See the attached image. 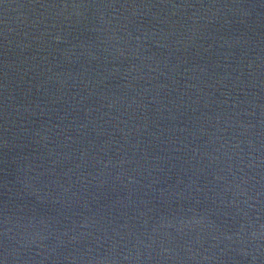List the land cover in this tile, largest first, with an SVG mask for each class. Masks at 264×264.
Instances as JSON below:
<instances>
[{"label":"water","instance_id":"water-1","mask_svg":"<svg viewBox=\"0 0 264 264\" xmlns=\"http://www.w3.org/2000/svg\"><path fill=\"white\" fill-rule=\"evenodd\" d=\"M0 264H264V0H0Z\"/></svg>","mask_w":264,"mask_h":264}]
</instances>
